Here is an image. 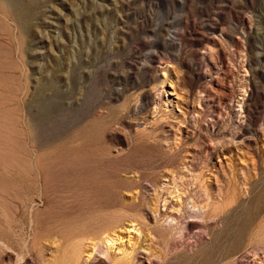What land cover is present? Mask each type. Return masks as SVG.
<instances>
[{"label": "rangeland", "instance_id": "rangeland-1", "mask_svg": "<svg viewBox=\"0 0 264 264\" xmlns=\"http://www.w3.org/2000/svg\"><path fill=\"white\" fill-rule=\"evenodd\" d=\"M0 264H264V0H0Z\"/></svg>", "mask_w": 264, "mask_h": 264}]
</instances>
